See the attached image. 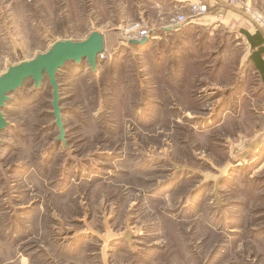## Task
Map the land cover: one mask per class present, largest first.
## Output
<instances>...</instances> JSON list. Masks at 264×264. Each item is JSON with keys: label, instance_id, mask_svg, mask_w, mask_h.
<instances>
[{"label": "rangeland", "instance_id": "obj_1", "mask_svg": "<svg viewBox=\"0 0 264 264\" xmlns=\"http://www.w3.org/2000/svg\"><path fill=\"white\" fill-rule=\"evenodd\" d=\"M139 2L0 0V75L57 40L105 43L94 71L57 73L63 140L47 77L3 108L0 264H264V150L246 154L264 90L245 42L162 33ZM227 2L264 25V0Z\"/></svg>", "mask_w": 264, "mask_h": 264}, {"label": "crops", "instance_id": "obj_2", "mask_svg": "<svg viewBox=\"0 0 264 264\" xmlns=\"http://www.w3.org/2000/svg\"><path fill=\"white\" fill-rule=\"evenodd\" d=\"M193 3L206 4L208 11L193 21L180 24L175 28H168L169 12L165 7L172 5V7L181 8V12L187 13L189 5ZM139 4L143 7L140 10V20L151 25L153 22L157 23L161 27L162 33L178 32L187 29V25L208 31L209 35L218 27L235 32L238 37L240 36V40L245 42L246 49L249 51L247 55L248 66L255 73L257 80L263 82L264 90V31L258 28L257 24L247 14L237 7L229 5L227 0H140ZM250 140L252 145L246 150V154L255 156L254 154L259 152L261 148L264 150V128L259 131L258 135H253ZM257 165L256 170L258 171L264 167V162L262 161L261 164Z\"/></svg>", "mask_w": 264, "mask_h": 264}, {"label": "water", "instance_id": "obj_3", "mask_svg": "<svg viewBox=\"0 0 264 264\" xmlns=\"http://www.w3.org/2000/svg\"><path fill=\"white\" fill-rule=\"evenodd\" d=\"M130 41L135 44H143L147 38L131 39ZM104 49L103 33L94 30L84 40L54 41L47 51L37 54L32 59L22 60L17 64L8 66L6 71L0 75V132L8 125L3 114V108L9 100L10 94L20 88L24 81L29 78L33 81L34 88H38L44 78L47 77L52 89V115L55 119L54 123L59 129L57 139L63 140L65 129L62 121L57 73L66 62L70 61L75 63L86 61L90 69L94 71L97 60Z\"/></svg>", "mask_w": 264, "mask_h": 264}, {"label": "built area", "instance_id": "obj_4", "mask_svg": "<svg viewBox=\"0 0 264 264\" xmlns=\"http://www.w3.org/2000/svg\"><path fill=\"white\" fill-rule=\"evenodd\" d=\"M208 11V7L204 3H193L189 5L188 12H180L177 14H174V16L171 17L169 20L168 27L175 28L179 26L180 24L187 23L189 21H193L195 18L201 16L202 14L206 13ZM255 20L259 23V25L264 28V25L260 22V19L255 18ZM256 22L257 26L258 23ZM131 29H135L137 33L134 36H131V39H141V38H150L152 29L149 27L140 26L139 23H135L130 27ZM102 54H100L101 56Z\"/></svg>", "mask_w": 264, "mask_h": 264}, {"label": "trees", "instance_id": "obj_5", "mask_svg": "<svg viewBox=\"0 0 264 264\" xmlns=\"http://www.w3.org/2000/svg\"><path fill=\"white\" fill-rule=\"evenodd\" d=\"M27 80H30V81L33 83V81H32L30 78H29V79H27ZM27 80H25V81H27ZM25 81H24V82H25Z\"/></svg>", "mask_w": 264, "mask_h": 264}, {"label": "bare ground", "instance_id": "obj_6", "mask_svg": "<svg viewBox=\"0 0 264 264\" xmlns=\"http://www.w3.org/2000/svg\"><path fill=\"white\" fill-rule=\"evenodd\" d=\"M258 23V22H257ZM258 25H259V23H258ZM260 26V25H259ZM261 27V26H260Z\"/></svg>", "mask_w": 264, "mask_h": 264}]
</instances>
